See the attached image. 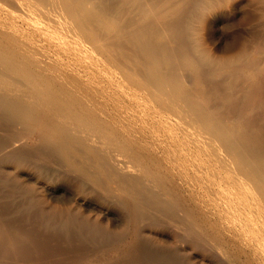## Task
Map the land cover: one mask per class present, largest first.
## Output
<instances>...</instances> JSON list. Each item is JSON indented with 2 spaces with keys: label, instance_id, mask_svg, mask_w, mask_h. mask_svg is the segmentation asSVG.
Segmentation results:
<instances>
[{
  "label": "bare ground",
  "instance_id": "bare-ground-1",
  "mask_svg": "<svg viewBox=\"0 0 264 264\" xmlns=\"http://www.w3.org/2000/svg\"><path fill=\"white\" fill-rule=\"evenodd\" d=\"M244 5L264 19V0H0V122L17 126L13 141L39 134L46 160L137 217L155 209L186 233L188 212L171 202L143 142L94 106L48 49L91 59L133 102L127 111L143 106L161 122L201 189L234 209L232 225L264 239V40L213 54L202 36Z\"/></svg>",
  "mask_w": 264,
  "mask_h": 264
},
{
  "label": "rangeland",
  "instance_id": "rangeland-1",
  "mask_svg": "<svg viewBox=\"0 0 264 264\" xmlns=\"http://www.w3.org/2000/svg\"><path fill=\"white\" fill-rule=\"evenodd\" d=\"M259 12L244 5L205 26V46L222 54L263 41ZM48 51L65 74L75 77L79 91L90 93L94 106L109 111L110 120L143 142L142 152L157 166L171 202L188 212L185 227L193 228L185 233L174 224V216L155 209L137 217L113 193L46 160L38 147L39 134L13 141L17 126L0 122V264H264V253L255 246L260 240L264 248V239L232 225L234 209L222 200L217 204L201 189L187 154L167 132L158 131V119L148 117L143 106L127 111L133 102L109 87L102 65ZM199 235L212 238L216 246Z\"/></svg>",
  "mask_w": 264,
  "mask_h": 264
}]
</instances>
